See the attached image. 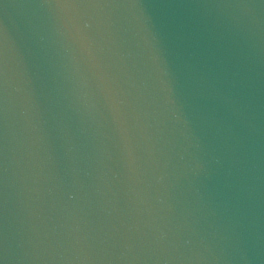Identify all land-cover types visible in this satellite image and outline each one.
Listing matches in <instances>:
<instances>
[{"label":"water","instance_id":"obj_1","mask_svg":"<svg viewBox=\"0 0 264 264\" xmlns=\"http://www.w3.org/2000/svg\"><path fill=\"white\" fill-rule=\"evenodd\" d=\"M76 2L0 0V264H264V0Z\"/></svg>","mask_w":264,"mask_h":264},{"label":"snow or ice","instance_id":"obj_2","mask_svg":"<svg viewBox=\"0 0 264 264\" xmlns=\"http://www.w3.org/2000/svg\"><path fill=\"white\" fill-rule=\"evenodd\" d=\"M57 3L58 6L64 8H73L78 6L76 0H57ZM82 39L86 40L87 37H83Z\"/></svg>","mask_w":264,"mask_h":264}]
</instances>
